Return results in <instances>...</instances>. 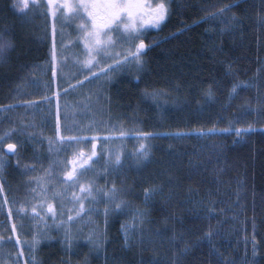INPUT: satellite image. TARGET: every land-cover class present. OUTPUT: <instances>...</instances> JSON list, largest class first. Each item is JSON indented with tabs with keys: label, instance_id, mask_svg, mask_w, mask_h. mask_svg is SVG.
Masks as SVG:
<instances>
[{
	"label": "trees",
	"instance_id": "16d2710c",
	"mask_svg": "<svg viewBox=\"0 0 264 264\" xmlns=\"http://www.w3.org/2000/svg\"><path fill=\"white\" fill-rule=\"evenodd\" d=\"M13 3L0 0V42L13 44L0 63V137L10 136L0 142L6 161L0 188L10 209L8 216L0 192V264H31L33 256L37 264H173L174 253L185 242L193 246L182 264H245V258L252 259L253 238L256 260H264V68L254 76L264 65V0H173L170 17L146 34V44L158 43L146 51L143 70L127 65L104 79L96 86L100 97L91 113L85 103L88 84L69 90L65 85L68 78L56 38L60 28L72 24L59 27L41 8L21 15ZM226 5L233 6L221 12ZM233 16L238 20L230 26ZM237 80L251 86L230 99ZM209 88L211 98L206 95ZM58 121L60 135L84 142L60 145ZM249 125L255 130L237 139L235 129ZM94 127L100 139L87 137L95 134ZM107 127L117 128L119 137L105 139L102 131ZM212 127L217 129L214 134L193 133ZM170 131L186 135L163 134ZM141 133L152 138L128 137ZM110 142L133 150L141 143L150 145L147 161H127L114 171L115 186L122 185L119 198L128 206L106 220L103 203L89 205L98 211L69 225L68 216L75 215L69 211L70 198L73 191L79 193V186L50 199L56 191L63 192L65 165L74 150L91 153L95 143L99 159L93 167L104 169ZM9 143L17 145L15 155L8 152ZM53 161L60 163L45 177ZM39 177L50 181L48 202L63 213L55 219L47 215V229L44 222L39 226V217L32 219V206L40 200ZM153 187L160 191L148 201V216L141 225L134 220L136 209L146 207L145 190ZM202 201L213 207L211 242H198L204 222L194 204ZM22 205L27 215L19 212ZM46 210L47 204L37 208L41 215ZM128 219L135 227L133 243L126 247L121 226ZM38 228L46 235L31 253L23 242L31 241ZM66 230L70 240L65 239ZM91 232L101 238L98 249L88 243Z\"/></svg>",
	"mask_w": 264,
	"mask_h": 264
},
{
	"label": "snow or ice",
	"instance_id": "6c2138e0",
	"mask_svg": "<svg viewBox=\"0 0 264 264\" xmlns=\"http://www.w3.org/2000/svg\"><path fill=\"white\" fill-rule=\"evenodd\" d=\"M173 0H160L159 3L148 4L145 0H14L13 7L21 15H27L29 11H34L35 9H40L47 5V14L53 17L54 20L60 19L63 24H74L76 38L73 43L74 47H80L82 45L84 51V59L77 60V63L81 65V71H87L91 73L93 78L99 79L100 76L111 79L110 73L114 70L120 68L122 65H132L134 64L138 71L143 70L145 65L144 56L146 51L149 50L153 45L158 42L153 40L151 43L146 44V34L149 29H160L165 21L170 17L172 11ZM233 5H226L221 12L227 11ZM238 18L232 17V24L234 26ZM260 22L264 23V17L260 18ZM187 27V26H186ZM13 47L11 41L4 40L0 42V63L6 61L8 50ZM120 48V51H116ZM56 56L57 52L53 50V74H56ZM122 57V59H120ZM108 60L114 61L113 64H107ZM105 65V67H100ZM93 68H99V76L97 73L93 72ZM87 79V77H85ZM250 83L243 81H235L229 91V98H233L238 95V90L241 88L250 87ZM147 95H156L155 93H146ZM206 95L211 98L212 91L209 88ZM91 130V126L89 129ZM230 129H225L229 131ZM255 129L249 125L248 128H236L235 133L237 136H243L247 132L254 131ZM214 134V130H211ZM209 133L200 132L199 135H208ZM123 136V133H121ZM177 138H181L186 135L185 133L175 134ZM57 137L60 145H80L84 141L77 136L65 138L60 135V125L59 121L57 124ZM5 138H10L8 134L5 137H0V142ZM151 134L141 133L138 134L137 139H142L147 141L151 139ZM108 139V138H105ZM95 140V137L93 138ZM53 141H49L50 151L54 150L52 148ZM17 145L9 143L7 144V150L13 155L16 154ZM64 150L63 148H57L55 151L59 152ZM97 146L95 143L92 144V151L90 154L80 151L78 154L73 151V157L67 161L65 165L66 170L63 172L64 184L63 192L56 191L51 200H55L57 197L64 195L69 188L75 189L77 185L79 186V193L73 191L70 202L73 207L69 209L70 212L75 215L68 216V223L71 225L76 220L83 219L84 215H89L97 212L98 210L90 207L93 204H104V216L107 217L114 213L123 211L128 206V201L119 198V190L116 188L115 184L111 188L96 187L95 180L89 179L86 182H82L81 177L85 176L90 171H95L94 165L98 162ZM151 155L150 145L147 143H141L139 149L135 152V158L137 164L143 163L149 159ZM96 158V159H94ZM58 161H53L49 169L45 170V177L51 174L52 168ZM70 165L71 167H67ZM122 165V157L119 152H114L112 149L108 150L107 157L105 159L104 170L105 172L111 170L115 171ZM6 167V161L3 155H0V172ZM45 177L37 178L36 182L41 189L40 192L36 193L39 196H43V199L37 201L36 204L32 206V219L36 220L39 217V222H44V228L47 229L48 225L45 222V217L51 215L55 219L58 215H63V213H58L53 203L48 202V189L46 184L50 181L46 180ZM3 189L0 188V191ZM36 192V189H32ZM160 191L158 187H153L151 189L145 190L144 203L146 207L141 209H136V214L134 220L138 221L141 225L145 222L148 216L147 204L151 197ZM47 204V210L44 215L37 211V208L43 210ZM79 205L76 208L75 205ZM20 213L27 215L25 206H21L19 209ZM11 215V213H10ZM63 227V223L59 225ZM124 231V242L125 246H131L133 243L132 229L129 226H122ZM13 233L17 232L16 226L13 225ZM253 231L255 232V225H253ZM46 235V232H42L37 229L34 233L31 241H24L27 244L28 251L35 253L40 243L41 238ZM159 235V233H157ZM206 238L211 242L212 233L206 234ZM65 239H71L70 231L65 232ZM16 243L19 245L22 242L17 238ZM88 243L93 245L95 248L101 246V238L95 232L89 233ZM193 245L185 242L184 247L179 249L178 253H174L176 259H174L173 264H182V257L188 253ZM23 251L18 253V256H23ZM258 255V245L255 238L252 241V259L248 260L245 258V264H264V260L258 262L256 257ZM31 264H37L34 256Z\"/></svg>",
	"mask_w": 264,
	"mask_h": 264
},
{
	"label": "rangeland",
	"instance_id": "374dc122",
	"mask_svg": "<svg viewBox=\"0 0 264 264\" xmlns=\"http://www.w3.org/2000/svg\"><path fill=\"white\" fill-rule=\"evenodd\" d=\"M160 0H145V3L148 4H155V3H159ZM42 11H44L47 14V5L44 4V7L41 8ZM48 15V14H47ZM51 22H57L60 26L62 27V20L60 19H56L54 20L53 17L49 16ZM65 24H63L64 26ZM76 38V32H75V25L72 24L69 26L68 29H62L60 28V30L57 32V38H56V42L58 44L59 47V55L61 56V58L63 60L62 64H63V71H66V77L68 78L66 80V87L67 89H71V88H80L81 86H84L85 84H88L87 87L91 88V90H89L90 92H88L87 88L84 86V90L86 91V93H88L89 98H86V104H89V113L94 112L96 110L97 106V99H99L100 95L98 94V90H96V86L101 85V83H103V80L106 79V77L100 76L99 79H95L92 78L91 73L87 72V71H81V65L77 63V60H83L84 59V51H83V47L82 45L80 47H74L73 43L76 42L75 41ZM120 48H117L116 51H120ZM122 59V57L120 58ZM264 61V60H263ZM114 61L112 60H108L107 64H113ZM100 67H105V65H101ZM127 65H122L120 68L114 70L112 73H110V77L118 70H122L124 68H126ZM262 68H264V65L261 67V65L259 66L257 72L255 73L254 76H256L258 73H260V71H262ZM68 69V71H67ZM93 72H96L97 75L99 76V68H93L92 69ZM85 77H87V79H85ZM64 85V86H65ZM73 90V89H72ZM77 90V89H76ZM91 96V97H90ZM91 100L90 103H88V101ZM80 109V108H79ZM82 112H86L85 111V107L81 108ZM89 113H85L86 116L89 115ZM244 129V128H242ZM211 130L216 131V127H212L208 130H198L193 132L195 135H199L200 132H206V133H212ZM100 131L98 129H96L94 127V133L90 136L91 139H93L95 137V139H100L102 136L99 135ZM103 137L106 138H117L119 137V134H117V128H110L107 127L106 130L102 131ZM177 133H181V132H164V135H169L170 137H177L175 134ZM185 133V132H182ZM187 133V132H186ZM136 134H130L128 137H132L134 138V141H140L141 139H137ZM121 137L126 138V135H121ZM85 139V138H83ZM144 141V140H141ZM148 141V140H147ZM124 142V141H122ZM108 144V143H106ZM109 148H107V150H105L106 152H108L109 149H112L114 152H118L117 150H119V153L121 154L122 157V165L123 166L127 161L131 162L134 165H137L136 163V158H135V152L137 150H133V147H125L124 144H118L117 146H114V144L112 145V143L110 142V145H108ZM116 147V148H115ZM117 149V150H116ZM90 154V153H88ZM95 169V168H94ZM117 172V171H116ZM116 173L114 171H107L105 172L104 169L102 168H97L95 169V171H90L88 172L85 176L81 177L82 182H86L89 179H94L95 180V186L96 187H105L106 188H111L110 184H116L115 182V178H116ZM122 186V185H121ZM121 186L119 184L116 185V188L120 191ZM1 194H3L2 191H0ZM40 199H43V196H39L37 195ZM2 202L4 204L5 210L9 216V212L10 209L8 207V202L6 197L4 196V198H1ZM197 204V212L199 213V215H202V220L204 222V231L202 232V238L199 237L198 238V242H200L201 240L203 241L206 238V234L211 232V228L213 226V221H212V217H213V207L212 205L207 202V201H202L200 203H195L194 205ZM99 205V204H96ZM201 213V214H200ZM41 225V223H39V226ZM127 225L129 226L130 229H134L135 227V223L133 222V220H126L125 222L122 223V226ZM121 226V230L123 232V236H124V231L122 229ZM91 227H94V225H92Z\"/></svg>",
	"mask_w": 264,
	"mask_h": 264
}]
</instances>
